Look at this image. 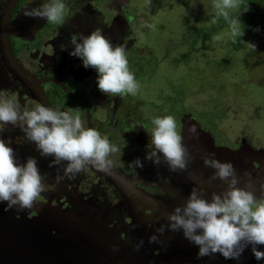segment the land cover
I'll list each match as a JSON object with an SVG mask.
<instances>
[{
    "label": "flooded vegetation",
    "instance_id": "af4514ba",
    "mask_svg": "<svg viewBox=\"0 0 264 264\" xmlns=\"http://www.w3.org/2000/svg\"><path fill=\"white\" fill-rule=\"evenodd\" d=\"M147 1V8H144V3L139 6L133 0H63L66 5L65 22L54 24L46 19L23 15L26 6L36 7L52 0H17L9 10L11 13L7 11L9 0H0V93L13 99L21 110H31L34 105L42 104L78 114L85 128H95L121 149L110 156L113 167L132 177L140 193L157 199L165 207L169 205L174 209L178 204L185 203L193 187L203 188L209 200L213 192L222 193L227 188L219 179L209 182L215 170L205 166V153H214L221 162L233 163L240 176L238 186L245 187L251 179L252 190L264 202V188L261 187L264 185V110L258 104L248 106L251 104L249 94L254 93L255 89L264 101V0H241V10L232 14H238L239 18H253L247 24L242 23L244 35L237 38L233 47L248 59L247 64H242L244 74L240 73L241 68L234 69L232 64L220 71L212 64L215 57L201 56V49L197 47L212 35H218L220 28L228 26L222 17H218L219 23L217 21L216 25H212V20H208L204 14L202 17L189 14L184 19L188 31L183 34L173 32L176 36L172 35L169 39V43L177 41V44L184 45L187 54L181 57L178 52L164 47L162 60L171 58L170 67H165L162 72L156 66V69L145 73L141 68L146 53L144 46L151 42L142 37L141 33L148 28L136 27V17L139 13L147 16L158 2ZM198 2L205 5L208 0ZM123 8L132 17L131 25L123 14ZM164 12L167 14L166 9ZM158 17L165 18L162 14ZM257 28L258 31L255 30ZM165 29L155 28L154 31L159 34ZM96 30H100L113 47L125 46L129 68L139 83L135 96L129 94L122 99L102 93L98 89L96 69H86L79 57L69 55L73 47L69 41L73 34L89 35ZM62 43L68 45L67 50L60 49ZM252 43L256 45L255 50ZM191 48L197 51L190 52ZM205 52L208 53V50L205 49ZM210 67L219 71L220 76L211 75L209 79L206 74H212ZM173 69L181 70L175 82L170 74ZM225 75L229 79H224ZM202 76H207L210 82L205 88L201 85ZM186 82L192 88L189 89L190 97L174 105L175 97L170 92V86L176 87ZM146 86L147 90L143 93ZM227 93L232 96L228 100ZM213 98L220 100L222 107L209 118L213 120L210 123L198 116L190 106L192 103L196 105L199 100L212 101ZM166 99H172L171 107L163 106V103H167ZM181 107L184 110L180 111ZM209 113L206 112L204 116ZM167 115L175 118L183 143L194 157L188 172L170 171L163 158L159 166L145 159L149 150V132L154 127L152 121ZM193 124L197 126L199 138L188 132ZM0 138L13 148L18 164H26L29 158L36 160L45 184V191L33 209L5 210L6 204L0 203V264L10 254L16 261H34L37 254L36 244L30 239L32 231L37 229L60 237L59 228L64 227L67 221L105 222L107 230L103 229L104 233H101L95 229L93 234L105 237L106 233L114 238V245L118 242L126 244L131 232L135 231L130 221L131 208L117 186L90 167L77 174L75 179H68L59 173L51 175L48 164L54 157L41 155L36 144L28 141L19 127L7 125L0 132ZM136 158L144 162L143 168L129 166ZM65 164L57 165V169L62 170ZM76 214L82 216L76 219ZM113 230H116L117 239L113 236ZM80 231L77 234L71 232L74 242L83 240ZM140 235L138 231L136 243L141 240ZM114 255L120 257L121 264L128 257L124 252ZM48 257L49 254L46 255Z\"/></svg>",
    "mask_w": 264,
    "mask_h": 264
},
{
    "label": "clouds",
    "instance_id": "9594fccd",
    "mask_svg": "<svg viewBox=\"0 0 264 264\" xmlns=\"http://www.w3.org/2000/svg\"><path fill=\"white\" fill-rule=\"evenodd\" d=\"M213 7L217 10V17L228 23L233 42L241 38L244 25L238 14H231L232 10H241V0H214ZM65 9L63 0H52L36 7L26 6L23 15L63 24ZM123 14L131 25L132 17L124 8ZM142 27L154 30L155 24L145 23ZM69 44L73 46L69 55L79 57L86 69H96L98 89L102 93L122 99L138 93L139 83L129 68L125 46L113 47L100 30L89 35L73 34ZM67 48V44L60 45L62 51ZM252 48L256 49L253 43ZM9 124L21 128L41 155L54 157L50 167L66 162L63 173L68 179H75L88 166L110 174L113 168L110 156L121 151L95 128H85L78 114L42 104L34 105L31 110H21L13 99L0 93V132ZM152 124L151 132L144 126L150 134L145 159L159 166L163 158L170 171L188 172L194 157L183 143L175 118L171 115L156 117ZM188 132L199 138L195 124L188 128ZM203 160L206 167L215 170L209 182L219 179L227 188L222 193L213 192L209 200L203 188L193 187L185 203L178 204L168 214V224L161 225L156 232L161 235L165 231L182 232L185 239L198 247L197 258L220 254L225 259L239 260L245 249L251 246L255 258L264 260V251L259 247L264 246V202L252 190L253 181L249 179L245 187H239L240 176L233 163L221 162L214 153H205ZM129 166L143 168L144 162L136 158ZM245 175L250 176L249 173ZM44 191L43 175L36 160L29 158L26 164H18L13 148L0 138V203L6 204L5 210L33 209ZM149 242L159 243V236L154 233ZM143 244L144 241L139 240L133 250L139 252ZM112 251H119V246L113 245Z\"/></svg>",
    "mask_w": 264,
    "mask_h": 264
},
{
    "label": "water",
    "instance_id": "95a60500",
    "mask_svg": "<svg viewBox=\"0 0 264 264\" xmlns=\"http://www.w3.org/2000/svg\"><path fill=\"white\" fill-rule=\"evenodd\" d=\"M16 1L9 0L8 13H11L9 10H11V6ZM88 167L117 186L125 197L126 202L129 203L131 208L130 221L132 225H135V232H131V240L129 242L136 244L135 236L138 231L144 241L142 252L134 251L135 245H130L132 249L128 258L133 264H264V260L255 258L251 246L245 249L239 260L225 259L220 254H216L214 257L197 258L198 247L185 239L182 232L165 231L162 235L156 232V229L161 225L168 224V214L174 210L170 208L171 206L166 205L165 207L157 199L140 193L132 177L126 175L121 169L113 167L112 172L108 174L91 166ZM88 222L80 220L67 221L64 227L61 226L59 228L61 231L60 237L35 229L32 231L30 238L36 244L35 254L37 255L34 261H28L27 259L16 261L10 254L1 264H104L106 262L107 264H121V260L119 258L116 259L112 251L114 238L106 233L105 237H97L93 234L95 229L104 233L103 229L107 230V224L105 222ZM78 228H82L81 231ZM73 231L75 234L80 231L83 235V240L79 239L80 242L76 240L74 242L71 238V232ZM113 233V236L117 239L116 230H113ZM154 233L159 236V243L149 242V237ZM45 241L48 243L44 244ZM75 243L79 245L76 246L77 244ZM259 247L264 251V246ZM47 254H49L48 258H46ZM106 255L107 257L105 258ZM107 258L109 259L106 260Z\"/></svg>",
    "mask_w": 264,
    "mask_h": 264
},
{
    "label": "rangeland",
    "instance_id": "374dc122",
    "mask_svg": "<svg viewBox=\"0 0 264 264\" xmlns=\"http://www.w3.org/2000/svg\"><path fill=\"white\" fill-rule=\"evenodd\" d=\"M157 1L158 2L156 3V6L153 8V10H151L149 14H147V16H144L143 14L139 13L137 14V17H136V27H139V28H141V26L144 23L155 24L156 30L165 29L166 26L169 27L165 29L164 31H161L159 34H157L154 30L149 29V28L148 30L146 29L144 32L141 33L144 40L145 38H148V40L151 42L150 45L144 46L146 53H145V57L143 58V62L141 64V68L145 70V73L153 69H156L157 68L156 66H159L162 72L165 67L167 68L170 67L171 58L165 57L164 60H162L164 56V51H165L163 49L164 47H167L168 49H170V51H174L175 53L178 52V54H181V57L187 54L188 50L184 45L177 44V41L169 43V39L172 37V35L176 36L173 32L177 31L176 34L177 33L183 34L185 31H188L187 28L185 27L186 22L184 19L189 17L188 16L189 14H191L192 16L200 15L201 17L204 14L208 20L209 19L212 20V25H216L218 21V17L216 15L217 10L213 7L214 0H208V2L205 5L199 4L198 0H157ZM133 2L139 6L141 5V3H144V8H147V3H148L147 0H133ZM165 9H166L167 14L164 12ZM237 10H232L231 14H235ZM161 14L164 15L165 18L159 19L158 16H161ZM179 19H180V22H179ZM251 19L253 18H250V17L240 18L243 24L249 23V20ZM175 23H177V25L173 26ZM163 25L165 26L163 27ZM179 37L182 38V36H179ZM214 37H219L220 39H214ZM177 39L178 38L174 40H177ZM235 42H233L230 36V28L228 25L226 28H223V29L220 28V32L218 33V35H212L206 42H203V44H201V46L197 48L199 50L201 49L200 52H201V56L203 55L202 56L203 58H206V57L208 58L209 56H212L213 58L215 57L212 60V64L214 67H218L220 71L221 69H223V67H229L232 64V67L234 69L241 68L240 73L244 74L245 71L242 69L244 68L242 64H247L248 59L245 57L244 54H241L240 52L233 49V47L235 46L234 45ZM188 45L189 47L191 46L190 44ZM205 49L206 51L208 50V53L205 52ZM196 51H197L196 49H192V48L190 49V52H196ZM160 62H162L161 66L159 65ZM206 64L208 66V63ZM197 66H199V64H197ZM183 67L185 68L186 66H183ZM210 69H211L212 74L210 73L206 74L209 79L212 78L211 75H213L214 77L220 76L219 71H216L212 67H210ZM207 70L208 69H206V71ZM162 72L159 73V75H161ZM196 72H198L197 69H196ZM180 73H181L180 69H173L170 71L171 77L174 79V82L176 81L175 77H177ZM194 74H197V73H194ZM207 76H205V78L204 76H202L203 79H201V82H202L201 85L204 88L205 86H207V82H208V79L206 78ZM195 77H198V76H195ZM224 79H229V77L225 75ZM209 83L210 82H208V84ZM189 89H190V86H189V83L187 82L184 83L183 85L180 84L176 87H173L172 85L170 86V92H172L173 93L172 95H174L175 97L174 105H176L177 102L182 103L181 99H187L190 97L189 92L192 88L190 90ZM146 90H147V86L146 88H143V91H144L143 93H145ZM197 96L201 97L202 95H197ZM171 97L172 96L170 95L169 98ZM227 97H228L227 98L228 100L230 99L229 97H232V96L229 93H227ZM156 99H159V97H157ZM249 99L251 101V104H248V106L258 104V105H261L260 108L264 110V104H263L264 101L262 100V95L257 91V89H255L254 93L249 94ZM166 100H167V103H163V106L171 107L173 103L172 99H166ZM158 103L162 104L161 102H158ZM194 104L195 103H192V106H190V108L198 116H200L203 120L209 121L210 123H212L213 120L212 119L210 120L209 118L211 116H215L217 114L216 112H218V110L221 109L222 107V102L215 98H213L212 101L210 99L199 100L196 103V105ZM179 109L180 111L184 110V108L182 107ZM147 111H148V108H147ZM206 112H210V113L205 117L204 115ZM53 160L54 158H52L51 162ZM51 162L49 163L51 164ZM50 164H48V167L50 169L51 175H53L54 173H59V174L64 175L63 169L58 170L57 165H53L52 167H50L49 166ZM93 212L96 213L95 211ZM76 215H77L76 219L82 216L81 214H76ZM96 215L97 214H95V216ZM130 240H131V236H130V239L128 238V241L126 242V244L124 242L116 243V245L119 246V251L113 252V253L117 255H121L124 252V255L129 256L131 253V249H132L130 248V245H136V244H131L129 242ZM106 257L107 255L105 256V258ZM118 258L120 259V257ZM108 259L109 258H107L106 260ZM104 264H107V262ZM123 264H133V262L129 260V258L127 257V259L123 261Z\"/></svg>",
    "mask_w": 264,
    "mask_h": 264
}]
</instances>
